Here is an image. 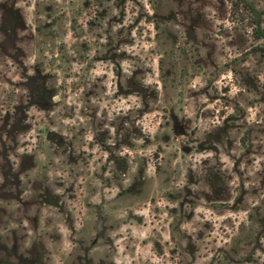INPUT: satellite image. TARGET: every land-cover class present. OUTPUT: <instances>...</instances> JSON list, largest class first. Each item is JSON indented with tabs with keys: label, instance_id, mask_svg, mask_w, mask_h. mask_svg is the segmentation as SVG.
I'll list each match as a JSON object with an SVG mask.
<instances>
[{
	"label": "rangeland",
	"instance_id": "obj_1",
	"mask_svg": "<svg viewBox=\"0 0 264 264\" xmlns=\"http://www.w3.org/2000/svg\"><path fill=\"white\" fill-rule=\"evenodd\" d=\"M245 1L0 0V264H264Z\"/></svg>",
	"mask_w": 264,
	"mask_h": 264
},
{
	"label": "trees",
	"instance_id": "obj_2",
	"mask_svg": "<svg viewBox=\"0 0 264 264\" xmlns=\"http://www.w3.org/2000/svg\"><path fill=\"white\" fill-rule=\"evenodd\" d=\"M244 4L252 11V12H254L255 10H254V8L249 4V3H247L245 0H244ZM255 33H256V35H259V33H260V31L258 30V26L255 28Z\"/></svg>",
	"mask_w": 264,
	"mask_h": 264
}]
</instances>
